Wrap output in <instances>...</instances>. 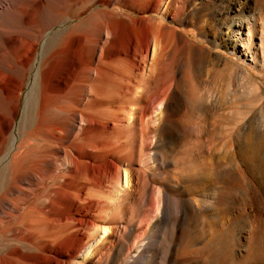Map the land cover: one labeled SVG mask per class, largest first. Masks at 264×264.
<instances>
[{
    "label": "bare ground",
    "instance_id": "bare-ground-1",
    "mask_svg": "<svg viewBox=\"0 0 264 264\" xmlns=\"http://www.w3.org/2000/svg\"><path fill=\"white\" fill-rule=\"evenodd\" d=\"M195 1L0 0V264H240L244 174L264 176L258 96L235 115L252 73L169 23L264 68V0Z\"/></svg>",
    "mask_w": 264,
    "mask_h": 264
},
{
    "label": "rangeland",
    "instance_id": "rangeland-1",
    "mask_svg": "<svg viewBox=\"0 0 264 264\" xmlns=\"http://www.w3.org/2000/svg\"><path fill=\"white\" fill-rule=\"evenodd\" d=\"M260 1H262V0H260ZM199 3L200 2L198 0H196L192 5H190L187 8L186 11L192 10L194 8V6L198 5ZM262 3H263V1H262ZM96 7H97V5L93 6V8H96ZM110 8H118V7L117 6H111ZM150 15H154V14H146L145 16L150 17ZM73 22H76V21L75 20L67 21L65 23L57 24V25H54L52 28H49V30L44 34L42 42L44 40H46V38L53 36V34L56 31H58L59 29L65 27V26H67ZM169 24L173 25L179 31L180 30L185 31V33L188 34L189 38H191L190 40H192L194 42H198L199 39H202L204 41L201 44V47L203 48V50L211 49V51H214L217 53H223L230 60H233L234 62H237L242 66H245L247 68V70L252 73L251 79L247 80V78L245 76H243L241 78V80H239L237 82L238 88L237 87L236 88L238 90V95H239L238 97H240L241 101H239L240 102V108H239L240 110L238 111L239 114H235V115H237V116L240 115L239 117H241V118L244 117V115H246V112H247L248 99H250V97H252L251 96L252 94L257 95L258 96L257 97L258 108H259L257 125H258V131L260 133H262V131L264 130L263 129L264 128V113H263L264 112V68H261V66L254 68L249 61H243V60L239 59L237 55H233L231 48L228 46L221 47L222 49L221 48H214L213 47L214 44H211V42H210L211 39L209 37L206 36V38H207V40H206V38H203V36H205V35H203L202 37L199 36V34H200L198 32V26L199 25L197 23H192L191 25H186V26L185 25L178 26L175 23L172 24V22H170ZM206 27L204 28V32L207 31ZM38 56H39V49H38L37 57ZM80 69L81 68H79L74 74H72V72L68 71L65 75L63 82H71V83L76 82L74 84H77V82H85V74H84L85 70L84 69L80 70ZM36 70H37L36 67H33L31 69V71L25 75V77L23 78V81H22L23 87H22V90L20 92V108H19V112L17 114L18 116L15 117L14 126H13V131L15 134L18 132L17 129L19 128V123L21 121V115H22L21 113H22V110L24 108L23 106L25 105V99H26L27 94L30 92L32 85L34 83ZM184 70H185V68H183V71ZM80 73H82V75ZM83 74H84V76H83ZM242 80H244V81H242ZM182 81L183 82H190V81H187V79H185V80L183 79ZM182 81H178V82H182ZM247 82H248V84H247ZM71 83H70V85H71ZM73 83H72V85H73ZM185 87L186 88H183V90H184L183 92L185 93L184 97L186 96L185 100H188L190 98L191 92L188 88V84H185ZM252 91H254V92H252ZM195 92H196V95H199V93H200V92H198V90ZM196 97L197 96H194V98H196ZM243 103L245 104V106ZM245 108H246V110H243ZM119 137L121 138L120 135H119ZM188 140H189V138H187V139L185 138L182 140L183 141L182 143L187 142ZM179 149H180L179 147H175L171 152H169V154L175 155L179 151ZM2 165H3V163L1 162L0 163V177L2 176V170H3ZM262 167L263 166H261V168L259 167L257 170H255L253 175H250L246 172L244 174V181H245L244 185H245V187H249L252 184L257 190H256V194L250 195V197H246L244 195L242 197L243 199L241 202L242 205H241V210H240L241 233H240V238H239L240 245H239V249H238L239 255L241 257L240 264H264V189L261 188V185H262L263 180H264V176H263V172H262V169H263ZM246 174H248V175H246ZM249 177H251V178H249ZM248 181H250V182H248ZM120 182H121V185H123L124 179L122 177V174L120 177ZM260 188H261V190H259ZM191 228H192V225L189 226V230ZM99 236H100V232H98V235L96 236L95 240H97V238ZM114 236L117 239L118 233L116 232ZM85 254H86V252H85ZM85 254L81 255L80 259L82 257H84ZM80 259H78V260H80ZM77 262H75V264H77ZM95 263L96 262L94 260V261H92L91 264H95Z\"/></svg>",
    "mask_w": 264,
    "mask_h": 264
}]
</instances>
